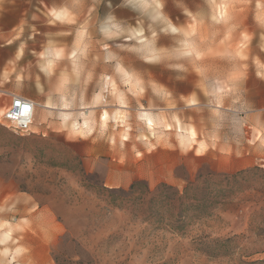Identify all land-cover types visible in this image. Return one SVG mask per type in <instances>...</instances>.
Masks as SVG:
<instances>
[{
  "label": "rangeland",
  "instance_id": "1",
  "mask_svg": "<svg viewBox=\"0 0 264 264\" xmlns=\"http://www.w3.org/2000/svg\"><path fill=\"white\" fill-rule=\"evenodd\" d=\"M5 1L21 11L23 18L16 34L24 50L13 68L22 79L10 83L16 94L37 104L29 133H14L0 117V239L7 226L17 241L15 247L27 249L17 256V264H59L54 258L63 264H144L145 259L174 246L176 234L150 227L135 211L115 208L103 188L128 190L138 179L151 189L162 182L180 189L200 167L217 172L228 167L227 173L254 166L264 170L262 161L246 166L243 160L253 151L264 155V131L253 128L249 135V125L244 120V113L252 108L248 97H253L255 104L264 103L262 77L257 75L264 71V13L245 0L170 2L175 25L188 23L185 10L199 14L203 20V26L193 22L192 31H199L203 38L199 43L186 41L183 52L189 55L175 50L171 33L160 35L152 48L159 57L157 65H144L132 54H124L153 81L155 92L149 90L139 98L145 111L163 115L162 120L153 122L154 135L144 144L123 139L124 126H130L128 111L135 109L134 100L129 110L114 103L92 102L100 89L107 87L99 78L103 64L97 65L86 84L81 78L79 83L59 91H52L56 83L39 72L35 53L49 43L70 45L72 40L60 35L64 26L49 23L46 15L61 0H0V4ZM90 7L95 30L108 22L106 16L112 10L108 0H95ZM226 13L231 15L229 26L208 20L210 15L222 18ZM112 22L136 26V20L120 8ZM116 42H121L120 38ZM161 45L165 51L159 50ZM64 66L70 67L67 62ZM38 83L44 92H38ZM46 98L47 104L43 102ZM65 103L67 108L61 106ZM2 112L0 109V115ZM79 113H92L91 119L102 131H95L87 140L69 139L61 129V118L79 121ZM170 115L176 116L175 128L169 123ZM50 122H59L60 126L52 130ZM258 136L260 146L254 142ZM169 144L188 146V150L182 152ZM88 147H93L94 156L86 158ZM81 169L89 176H84ZM244 206L240 203L224 208L215 218L198 223L186 234L244 233L248 238L240 239L231 255L207 259L194 245L179 248L172 264L264 260V236H254L250 231L248 214L241 212ZM4 247L0 244V252Z\"/></svg>",
  "mask_w": 264,
  "mask_h": 264
},
{
  "label": "clouds",
  "instance_id": "2",
  "mask_svg": "<svg viewBox=\"0 0 264 264\" xmlns=\"http://www.w3.org/2000/svg\"><path fill=\"white\" fill-rule=\"evenodd\" d=\"M175 4V0H108V7L112 10L111 15L106 16L107 23L93 28L92 17L90 15L95 0H61L60 4L48 9L46 15L48 22L57 25H63L64 31L60 35L72 37L70 45L49 43L43 51L35 53L38 59L39 72L46 78H51L56 87L52 91H59L67 85H75L81 81L86 84L93 77V71L98 64H103L104 68L99 74L102 82L107 87H102L93 99V103H114L125 110L132 109L131 101H135V109L128 111L130 116V126L125 125V134L123 139H133L140 144H144L152 135L151 127L154 121L162 120L163 115L160 112L152 113L145 111L144 104L140 99L145 96L149 90L155 92L153 81L148 74L137 68L134 63L124 55L132 54L136 61L144 65H157L159 57L153 54L152 48L156 45L157 38L164 34H174L175 50L182 55H189L183 52L187 40L199 43L203 38L199 31H192L193 22L203 26V20L199 14H193L185 10L189 17L188 23L184 25H175L169 12V3ZM245 2L255 9L264 13V0H245ZM126 10L135 20L136 26H121L116 20V9ZM138 14V15H137ZM208 20L211 24L230 25L231 15L226 13L222 18L216 15H210ZM116 38L121 42L117 43ZM125 41L127 43H125ZM111 42V43H110ZM95 49V51H94ZM160 51H165V46H160ZM192 55H195L194 53ZM17 59H20L18 56ZM65 62L70 67L65 68ZM179 67V65H175ZM264 68V65L261 66ZM12 72L3 73V82L7 83ZM258 76L264 78V71L258 72ZM22 79L15 75L17 83ZM38 92H44V88L37 84ZM106 94V96H105ZM63 100V95H61ZM49 103L46 98L43 101ZM194 104L195 101L187 102ZM67 108L68 104L61 105ZM149 108L152 104L149 103ZM174 108L175 105H167ZM92 113L85 115L79 113L80 120L69 119L68 116L61 118V129L68 133L69 139L87 140L95 131L101 130L96 122L91 119ZM169 123L175 128V115H170ZM264 131V128H261ZM134 133V135H130ZM155 143L153 147H155ZM168 147H179L182 152L188 150V146L169 144ZM211 146V145H210ZM194 150V149H192ZM197 155H203V152H197ZM161 215L164 218L165 209H161ZM171 227L179 234L175 236L174 246L166 249L158 256L145 259L144 264H172L175 252L181 247H192L200 239L199 234L186 235L190 224H186L182 229L177 227L175 217H169ZM158 226L154 221L150 227ZM206 244L211 246L212 241L206 240ZM0 244L5 245L0 256V264H17V256L21 255L27 249L15 247L17 241L11 236L7 226ZM148 253L145 252V256Z\"/></svg>",
  "mask_w": 264,
  "mask_h": 264
},
{
  "label": "trees",
  "instance_id": "3",
  "mask_svg": "<svg viewBox=\"0 0 264 264\" xmlns=\"http://www.w3.org/2000/svg\"><path fill=\"white\" fill-rule=\"evenodd\" d=\"M85 176L89 174L84 171ZM182 188L162 182L151 189L142 180L132 181L128 190L123 188H103L112 205L123 211L137 213L143 223L154 221L157 230H165L173 234L179 233L171 227L169 217H175L177 227L190 224L189 231L197 225L215 218L217 212L232 205L244 204L241 210L248 214L250 231L254 236H264V170L253 168L240 169L237 172H217L213 169L203 170L200 167L193 179H185ZM260 193L256 198L255 193ZM250 195V196H249ZM252 196V197H251ZM246 197H250L247 199ZM246 202V203H245ZM161 209H165L164 218ZM188 231V232H189ZM187 234V233H186ZM195 246L207 259L225 258L233 253L240 239H247L244 233H229L225 236L199 235ZM211 240L209 246L205 243ZM55 262L59 264L58 260ZM240 264H264V260H241Z\"/></svg>",
  "mask_w": 264,
  "mask_h": 264
},
{
  "label": "crops",
  "instance_id": "4",
  "mask_svg": "<svg viewBox=\"0 0 264 264\" xmlns=\"http://www.w3.org/2000/svg\"><path fill=\"white\" fill-rule=\"evenodd\" d=\"M22 12L18 11L17 8L8 1H5L4 4H0V90L8 91L16 94L13 86L11 85V81L15 79L14 76H11L7 83L3 82V73L12 72L14 66L18 64L23 54V46H19L18 44V35L16 31L18 30L20 23L22 22ZM20 59H17V57ZM262 83V89L264 90V78H260ZM18 95V94H17ZM24 96V95H23ZM26 97V96H24ZM29 98V97H26ZM32 100L31 98H29ZM33 101V100H32ZM34 102V101H33ZM247 102L252 104V108L248 109L244 113V120L248 122V133L249 135L252 133V129L255 128L260 132L261 128H264V103L262 105L255 104L253 97H248ZM10 103V98L7 96H3L0 94V109L3 110ZM35 103V102H34ZM37 105V104H36ZM1 113V115L3 114ZM36 112V110H35ZM0 115V116H1ZM35 117V114H34ZM42 114H38V118H41ZM59 122H50L48 127L60 126ZM33 132V131H32ZM259 136L255 138L257 146H260V141L258 140ZM264 141V134H263ZM255 152H250L247 155L243 156V160L246 166L253 165L256 161H262L264 165V155L259 156L260 154H254ZM86 158L94 156L93 147H88V150L85 151ZM259 157H262L259 159ZM230 169L228 167H224L222 171L228 172Z\"/></svg>",
  "mask_w": 264,
  "mask_h": 264
},
{
  "label": "built area",
  "instance_id": "5",
  "mask_svg": "<svg viewBox=\"0 0 264 264\" xmlns=\"http://www.w3.org/2000/svg\"><path fill=\"white\" fill-rule=\"evenodd\" d=\"M0 94L10 98V103L0 116L3 123L6 126L12 127L14 133L20 135L29 133L34 120L36 103L23 95H17L8 91L0 90Z\"/></svg>",
  "mask_w": 264,
  "mask_h": 264
},
{
  "label": "bare ground",
  "instance_id": "6",
  "mask_svg": "<svg viewBox=\"0 0 264 264\" xmlns=\"http://www.w3.org/2000/svg\"><path fill=\"white\" fill-rule=\"evenodd\" d=\"M45 108H51V107H49L48 105H43Z\"/></svg>",
  "mask_w": 264,
  "mask_h": 264
}]
</instances>
